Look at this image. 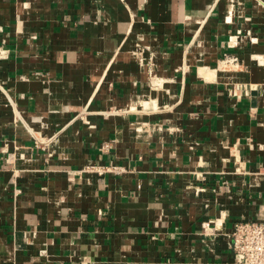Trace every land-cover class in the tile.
Returning <instances> with one entry per match:
<instances>
[{"label":"crops","instance_id":"0c3cea01","mask_svg":"<svg viewBox=\"0 0 264 264\" xmlns=\"http://www.w3.org/2000/svg\"><path fill=\"white\" fill-rule=\"evenodd\" d=\"M239 219L264 0H0V264H230Z\"/></svg>","mask_w":264,"mask_h":264},{"label":"built area","instance_id":"2783aa9c","mask_svg":"<svg viewBox=\"0 0 264 264\" xmlns=\"http://www.w3.org/2000/svg\"><path fill=\"white\" fill-rule=\"evenodd\" d=\"M232 38L234 39V36H231ZM103 147H108V144ZM83 170L102 175L107 172L120 174L125 168L108 162L92 163ZM230 248L233 256L230 264H264V219L236 220L230 232Z\"/></svg>","mask_w":264,"mask_h":264}]
</instances>
